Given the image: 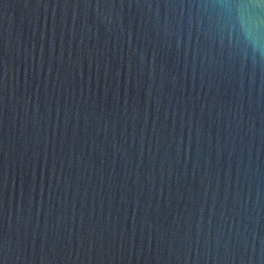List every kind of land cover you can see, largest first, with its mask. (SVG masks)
I'll return each mask as SVG.
<instances>
[{
	"label": "water",
	"instance_id": "obj_1",
	"mask_svg": "<svg viewBox=\"0 0 264 264\" xmlns=\"http://www.w3.org/2000/svg\"><path fill=\"white\" fill-rule=\"evenodd\" d=\"M0 264H264V0H0Z\"/></svg>",
	"mask_w": 264,
	"mask_h": 264
}]
</instances>
